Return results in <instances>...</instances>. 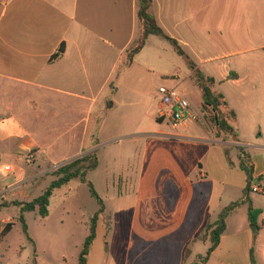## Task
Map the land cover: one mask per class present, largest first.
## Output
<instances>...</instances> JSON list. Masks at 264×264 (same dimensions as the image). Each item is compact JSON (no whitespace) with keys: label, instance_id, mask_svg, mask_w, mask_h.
Masks as SVG:
<instances>
[{"label":"crops","instance_id":"0c3cea01","mask_svg":"<svg viewBox=\"0 0 264 264\" xmlns=\"http://www.w3.org/2000/svg\"><path fill=\"white\" fill-rule=\"evenodd\" d=\"M150 11L166 34L197 57L198 67L216 69L210 76L235 112L238 129L237 140L186 124L190 136L148 139L143 161L168 165L166 181L157 184L168 192L158 196L181 201L159 220L182 230L185 246L200 241L209 248L201 239L205 226L240 202L204 264H264V195L244 196L246 175L237 150L248 154L253 178L260 179L255 185L264 186V0H152ZM138 31L136 0H0V147L9 149L1 155L17 160L35 151V157L50 159L83 144L80 127L89 122L93 100L78 87H90L96 70L111 77ZM151 37L132 64L148 65L155 53L148 46ZM159 46L175 59L166 45ZM158 120H164L159 113ZM6 165L14 172L3 175L11 189L17 172L1 164V174ZM249 203L256 212L253 223Z\"/></svg>","mask_w":264,"mask_h":264},{"label":"rangeland","instance_id":"374dc122","mask_svg":"<svg viewBox=\"0 0 264 264\" xmlns=\"http://www.w3.org/2000/svg\"><path fill=\"white\" fill-rule=\"evenodd\" d=\"M162 44L175 59L162 50ZM148 46L155 53L147 66L138 62L129 67L120 64L124 68L118 75L115 70L109 78L108 71L96 70L90 87H78L93 100L89 122L80 127L83 144L78 148L58 151L50 159L44 154L35 157V151H31L28 162L24 157L6 160L1 152L9 149L0 147V166L12 164L17 172V184L11 189L7 188L9 178L0 173V191L8 189L0 194V264H33L34 260L36 264H78L91 220L100 209L87 182L103 201V212L96 223L86 264H198L206 255L208 244L195 241L185 246L183 235H179L182 230L174 229L171 220H159L160 215L171 213L172 204L177 207L181 201L158 196L157 192H168L157 186L166 181L168 165L163 162L155 167L143 161L148 139L158 134L190 136L191 132L169 118L158 120L161 96L157 89L162 85L174 87L189 100L195 120L185 124L197 131L204 128L199 113L201 94L192 83L191 72L167 42L152 36ZM187 54L197 64V57ZM199 68L208 76L218 74L212 65ZM206 130L214 135L212 128ZM48 136L54 140L56 135ZM88 152L96 154L98 166L87 173L85 182L76 178L56 188L47 216H40L37 210L20 212L22 205L47 189L56 168ZM174 157L178 155L174 153ZM229 160L237 162L234 153H229ZM18 172H24V176ZM8 222L12 223L11 230L1 235Z\"/></svg>","mask_w":264,"mask_h":264},{"label":"trees","instance_id":"16d2710c","mask_svg":"<svg viewBox=\"0 0 264 264\" xmlns=\"http://www.w3.org/2000/svg\"><path fill=\"white\" fill-rule=\"evenodd\" d=\"M152 0H136L137 17L139 20V31L137 37L132 41L130 46L124 52L122 56L121 64L125 67H129L136 56L146 44V40L149 36H158L166 41L176 53L178 57L185 63L189 71L191 72L192 83L198 88L201 94V106L200 113L202 116L203 127L206 129L210 127L214 130V135L217 138L223 140L234 139L237 140L238 129L236 125V114L229 107V104L225 96L215 89V79L206 75L194 62V60L187 54L182 48L180 43L170 37L165 31L157 24L154 15L151 13L150 8ZM62 52V51H60ZM57 54L55 57H57ZM118 66L116 68L117 75L119 71L124 68ZM231 77V76H230ZM228 77V78H230ZM111 88L114 89V83H111ZM239 153V166L246 175V186L243 190L244 196H248L253 184H256L260 179L253 178V168L249 161V156L243 148H237ZM98 166V160L94 152H88L78 158H75L52 172L55 177L50 183L47 189L37 198L30 202L25 203L20 207V212L24 211H38V214L42 217L47 216V207L49 205L50 197L56 188H59L67 184L70 180L78 178L80 181H86V175L88 172L96 169ZM90 193L98 201L100 209L95 213L91 220L90 233L84 242L83 249L79 256L78 264H86V257L90 252V248L95 239L96 223L99 215L103 212V201L98 197L94 191L91 183L87 182ZM240 202H234L224 208L219 214L216 222L208 224L202 231L201 239L204 242H209V248L206 255L201 258V263L204 264L211 252L217 247L220 238L225 231V219L231 214L238 206ZM256 216L255 210L251 204H248V219L251 223L254 222ZM22 223V229L25 235H27V227L25 225L23 216L19 217ZM12 228V223L8 222L4 226L1 235H4ZM32 242L31 239H29ZM33 243V242H32ZM36 264V261H33Z\"/></svg>","mask_w":264,"mask_h":264},{"label":"built area","instance_id":"2783aa9c","mask_svg":"<svg viewBox=\"0 0 264 264\" xmlns=\"http://www.w3.org/2000/svg\"><path fill=\"white\" fill-rule=\"evenodd\" d=\"M157 92L161 96L158 101L159 117L169 118L176 124L184 125L187 120H195V116L192 114V104L176 88L162 85L157 89ZM27 161L30 162V158ZM13 173L10 165L3 167L2 175ZM251 192L264 195V186L253 184Z\"/></svg>","mask_w":264,"mask_h":264}]
</instances>
